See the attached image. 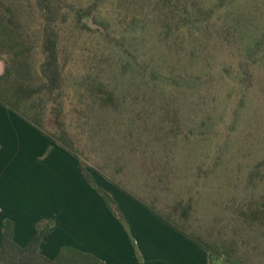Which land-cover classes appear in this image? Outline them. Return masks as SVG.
<instances>
[{
    "label": "rangeland",
    "instance_id": "1",
    "mask_svg": "<svg viewBox=\"0 0 264 264\" xmlns=\"http://www.w3.org/2000/svg\"><path fill=\"white\" fill-rule=\"evenodd\" d=\"M93 1L67 4L75 11ZM157 2L98 0L82 18L93 31L65 10V128L102 178L153 214L149 206L214 246H236L243 264H264V226L249 227L240 213L264 210V0H199L207 19L191 9L197 17L183 33L169 29ZM92 81L108 86L116 105L94 102ZM52 105L44 111L51 131ZM178 200L192 203L186 221L172 212Z\"/></svg>",
    "mask_w": 264,
    "mask_h": 264
},
{
    "label": "crops",
    "instance_id": "2",
    "mask_svg": "<svg viewBox=\"0 0 264 264\" xmlns=\"http://www.w3.org/2000/svg\"><path fill=\"white\" fill-rule=\"evenodd\" d=\"M4 62L0 59V76ZM82 158L0 102V247L3 221L13 222L14 241L24 246L36 225L53 224L39 250L55 259L71 246L98 264H208V252L164 223L137 200L102 178ZM117 203L122 218L108 207L84 174Z\"/></svg>",
    "mask_w": 264,
    "mask_h": 264
},
{
    "label": "trees",
    "instance_id": "3",
    "mask_svg": "<svg viewBox=\"0 0 264 264\" xmlns=\"http://www.w3.org/2000/svg\"><path fill=\"white\" fill-rule=\"evenodd\" d=\"M128 0H118L119 5H126ZM98 4L93 1L88 8L76 9L67 4V0H0V59L4 62V72L0 76V102L40 131L49 134L54 142L67 149L71 154L80 157L74 140L68 134L62 118V101L64 87L62 69L59 60V37L61 28L68 20L65 10L74 11L75 23L81 28L90 27L83 23L84 16H91ZM166 9V16L175 29L183 33L197 13L206 18L207 12L199 0H158L154 9ZM193 22V21H192ZM187 28V29H186ZM255 45L257 47L260 42ZM41 55L42 60L35 64L34 54ZM251 49L249 56L254 54ZM94 81V79H92ZM88 84L86 91L90 92L93 101L101 107L116 105L113 91L103 84L93 82ZM87 86V84H86ZM51 102L50 113L54 116L55 130L46 127L44 111L46 104ZM83 159V158H82ZM83 164L87 162L83 159ZM88 182L95 187L106 201L108 207L118 217L122 218L115 200L104 190L100 189L91 179L90 173L84 168ZM154 213L166 224L188 236L203 247L209 255L208 264H243L241 258L235 256L237 248L230 245H212L206 240L189 232L184 226L174 222L170 216L164 215L158 209L149 206ZM192 203L176 201L172 212L178 213L181 220L186 221ZM245 223L250 226H264V210L248 208L240 212ZM53 222L40 221L36 235L24 246L14 241L13 222L3 221L2 243L0 247V264H98L99 259L94 255L82 252L71 246H62L55 259H49L40 253L39 247L44 234L51 228Z\"/></svg>",
    "mask_w": 264,
    "mask_h": 264
},
{
    "label": "water",
    "instance_id": "4",
    "mask_svg": "<svg viewBox=\"0 0 264 264\" xmlns=\"http://www.w3.org/2000/svg\"><path fill=\"white\" fill-rule=\"evenodd\" d=\"M84 22H86L91 28H97L98 26L96 24H94L90 18H84L83 19Z\"/></svg>",
    "mask_w": 264,
    "mask_h": 264
}]
</instances>
